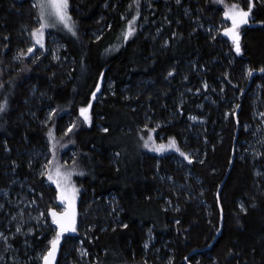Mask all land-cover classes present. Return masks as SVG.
<instances>
[{
	"label": "trees",
	"instance_id": "obj_1",
	"mask_svg": "<svg viewBox=\"0 0 264 264\" xmlns=\"http://www.w3.org/2000/svg\"><path fill=\"white\" fill-rule=\"evenodd\" d=\"M234 3L249 6L247 0H191L187 6L202 25L218 28L226 6ZM252 3L254 20L243 27V54L236 57L227 55L232 46L226 49L224 39L199 31L201 24L192 23L182 12L174 17L162 11L163 31L158 36L151 30L148 35L141 29L139 0L136 31L125 40L123 33L137 11L135 0H69L77 36L63 38L65 60L56 63L49 57L34 61L30 54L14 59L30 45L22 30L27 24L37 27L36 14L30 0H0V103L7 101L0 113V189L8 188L16 176L44 199L58 195V189L47 186L33 170L37 164L32 155L48 150L53 159L54 145L55 160L75 153L71 171L82 189V201L114 195L119 202V222L104 216L97 221L78 205L79 231L84 224L93 227L86 231L91 240L83 242L93 264H145L150 231L163 240L167 247L163 253L172 257V264H264V178L257 177L254 166L264 169V155L252 163L240 151L248 140L243 126L250 123L252 94L258 85L264 99V75L253 77L249 91L243 93L248 69L264 68V3ZM160 5L154 4L152 11L158 14ZM169 7L176 8L173 2ZM173 68L175 73L168 77ZM202 80L217 108L185 91L202 90ZM107 82L115 84L112 94L105 91ZM137 82L144 83L139 95L130 92L133 97L127 100L123 90ZM97 84L102 94L99 91L92 99ZM215 92H223L230 107L240 106L237 118ZM89 102L91 125L79 111ZM52 109L56 112L49 119ZM201 110L210 113L209 131H198L195 138L184 120L201 115ZM151 117L164 123L156 138L174 137L180 145L186 138L190 149L199 150L200 157L186 166L191 175L169 158L146 155L140 131ZM50 129L54 140L47 135ZM168 178L202 188L209 211L184 190L166 185ZM168 200L175 209H169ZM74 239L63 244L62 257L65 252L74 255Z\"/></svg>",
	"mask_w": 264,
	"mask_h": 264
},
{
	"label": "rangeland",
	"instance_id": "obj_2",
	"mask_svg": "<svg viewBox=\"0 0 264 264\" xmlns=\"http://www.w3.org/2000/svg\"><path fill=\"white\" fill-rule=\"evenodd\" d=\"M143 1V17H142V31L146 32L148 35H150V31L153 30L154 32L158 33V36L163 31L160 30L159 27L160 23V17L163 15L162 11L165 12L167 15L171 16H179L181 12L184 16L188 17V20L191 21L194 24H201L199 22V17L197 13L191 11L189 7L187 6L188 3H191V0H181L180 4L176 3V0H142ZM258 3L263 4L264 0H256ZM32 6L35 3V0H30ZM173 2L175 9L170 10L169 5ZM249 2V0H247ZM160 3L161 5L158 7V14L154 11H152V7L154 4ZM238 5L240 8H243L244 10L248 9V5L246 7H242L238 3H234ZM233 5V4H232ZM34 8V7H33ZM179 8V9H178ZM36 18L34 20L36 28L39 27L40 20H39V14L38 10L34 8ZM187 11V14H185ZM68 12L70 14L69 8ZM147 13H150L151 17H146ZM161 13V14H160ZM71 15V14H70ZM196 16V17H195ZM72 18V17H71ZM126 18V17H125ZM169 18V17H167ZM224 22L219 25L218 28L213 27L212 25H200L201 32H207L208 34L214 35V37L218 39H224L226 49L229 45H231V50L228 49L227 55L232 56L231 53L239 57L243 54V48H242V30L243 26H239L237 29L239 33V42L241 46V52L236 53L235 46L232 42L231 37L224 34L222 31L223 27L227 28L231 26V21L229 18H226L223 15ZM252 19L254 20V17L252 16ZM73 20V19H72ZM147 21V22H145ZM225 22L227 26H225ZM253 22V21H252ZM197 27V25H196ZM198 28V27H197ZM211 29V31H209ZM31 26L27 24L23 27V34L24 37L29 40L30 45L29 47L35 43V40L30 36L31 32ZM159 30V31H158ZM77 32V27H76ZM44 47L41 48L39 45L36 46V48L33 50V53H29L31 58L34 61H44L47 57H49V60L51 62H60L65 59H63L61 53L66 46L62 42L63 38L67 37H76L77 35L73 36L70 31H68L67 28H65L62 24L57 23L55 27H49L44 30ZM97 36V35H96ZM52 58H51V57ZM59 57V59H57ZM196 64V63H195ZM197 67V65H195ZM196 70V69H195ZM196 72V71H195ZM203 83V80L201 84ZM144 83L137 82V84L133 83L130 84L127 87V91L125 89L123 92L127 93V100L132 99V94L130 92L136 93V95H139L141 89V86H143ZM115 86L114 83H106L105 91H108L112 94L113 87ZM136 86V87H135ZM140 86V87H139ZM202 90L197 93L196 91H188L191 88H187L185 91L188 92V94H194L198 95L201 98L204 99V103L214 106L217 108L216 103L213 102V94L209 93L208 89H203L201 85ZM260 89L261 87L258 85L255 91L252 94V102H253V109L251 113V119L250 123H246L243 126L245 134L248 135V140L243 141L241 145L240 151L243 152L241 156L245 159L251 160L252 163H257L261 160L262 156L256 155L257 153L264 152V99L260 95ZM224 92V90H222ZM190 92V93H189ZM194 92V93H193ZM223 92H215L217 96L221 98V104H227L229 107V110L233 111L235 115L237 114L238 108L235 105H232V107L229 106L228 99L225 98L223 95ZM102 94V91H100L99 95ZM228 109V108H227ZM218 110V109H217ZM230 112H226L225 121L229 119ZM201 115H198L197 117H201L202 119L192 120L188 116L186 120H184V123H189V126H185L187 129H189V134L195 138H199L198 134H196L198 131H205L208 132V121H209V115L210 113L205 112L204 110H201ZM240 114V111L238 115ZM182 115V113H180ZM234 115V116H235ZM182 117V116H181ZM144 119H148L147 115H145ZM87 122V121H86ZM87 124L91 125V123L87 122ZM147 128L144 127L142 131H140L141 138L143 137V144L144 139H147V136L149 134L150 129H155L154 132H151L150 134L153 136L154 141L156 144H165L167 145L169 143V139L165 138V135H160L157 138L155 137V132L159 131L162 127H164V123L162 121H157L155 118L151 117L149 118L148 122L146 123ZM176 140V139H175ZM177 147L180 148L182 152L187 153L192 159L191 162H189L188 159H186L184 156L180 155V152H177L175 148H165L162 152L154 151L150 148H145L146 155L148 154H154L158 157V159L163 158H169L170 161L174 162L179 168H185L188 169L187 164L192 163L193 161L197 160L199 155V150H193L189 147V142L184 139L182 142V145L176 140ZM34 158L33 164H37V167H34L33 170H35V174L37 177L42 178L44 183L47 186H55V184L52 181H49L47 179V176H41L40 172L42 170V166L47 164L48 161L52 160V158L49 156L48 150H45L44 152H38L34 155H32ZM75 160V153L71 152L67 156H62V158L57 159L61 165L64 166L65 169L71 170L73 167V162ZM255 166V172L258 178H264V169L259 164H254ZM74 172V171H73ZM189 175V169L187 171ZM257 173H260L258 175ZM75 174V173H74ZM74 174L72 173L71 180L69 182V189H71L72 186H74L76 189H78V192L75 197V209H76V232H68L65 233L64 236L61 238L60 246L57 249L56 253V259L54 261V264L59 263V259L61 256V250L62 246L70 237L75 238L74 243L75 246L72 249V253L74 252V255L69 254L65 252L63 254V257L60 261L61 264H93L92 259L93 255H91L90 251L86 249V247L83 245V242L85 239H87L89 236L87 232L93 228L92 226H88L87 224L83 225V228L81 231H79L81 222L79 221V215L80 212L78 211V205L81 203V208H84V213L94 215V218L97 219V221L103 219L102 216H104V219L110 222H119V219H117L119 215V202L118 199L114 195H110L104 199H93V200H81V193L82 189L77 186V183L74 181ZM165 184L169 185V187L172 188H178L182 189L187 193V196L191 200H195L198 202L199 206H204L207 211H209V206L205 204V201L203 200L204 192L202 191V188H195L192 187L190 184H181L176 182L172 178L164 179ZM56 187V186H55ZM173 189V188H172ZM0 204H3L4 207L0 209V231H3L5 235L9 237L7 243L3 240H0V256L4 257V260L0 261V264H43V261L41 259L43 253L47 250L48 247H50L49 241L55 236L56 233V225L52 223L51 215L48 211L50 208H56L58 212H62L64 208L67 206L66 203H62L58 199V195L55 194L51 198L44 199V196L42 194H37V190L34 188L33 185L27 183V181L23 179H19L16 176H12L11 183L9 184L8 188H2L0 189ZM59 192V190H58ZM6 193V194H5ZM32 201H35L34 203ZM169 209H175V205L171 201H167ZM43 212L45 215L43 217H40V213ZM82 214V212H81ZM15 217V219H13ZM17 224L21 225L22 232L21 233H15V228ZM32 228L33 232L29 233L27 229ZM87 231V232H86ZM15 233L13 236L12 234ZM78 237V238H77ZM145 244H147V247L144 245L145 249V258L144 263L147 262V264H169V262H173L172 257L165 256L164 250L167 251V247L163 245V240L158 241L156 237L153 235V233L150 231L146 236ZM37 239V240H36ZM90 239V238H88ZM42 240V241H41ZM91 240V239H90ZM17 242L18 245H16L14 242ZM25 241L28 243L25 244ZM36 241V242H35ZM11 244L10 248H7V245ZM7 248V251L5 249ZM86 250V254L82 255V251ZM15 258V259H13Z\"/></svg>",
	"mask_w": 264,
	"mask_h": 264
},
{
	"label": "snow or ice",
	"instance_id": "obj_3",
	"mask_svg": "<svg viewBox=\"0 0 264 264\" xmlns=\"http://www.w3.org/2000/svg\"><path fill=\"white\" fill-rule=\"evenodd\" d=\"M222 2V0H220ZM137 11L136 14L132 16L131 20L128 21L127 29L123 33V37L125 40L128 39V37L132 36L136 29L134 27V23L137 20V17H139V0H135ZM177 4L181 3V0H176ZM33 7L38 10L39 14V20L40 24L38 28H33L31 32L29 33L30 36L35 40V43L32 44L30 47L27 48V50H20L18 54L14 57V59H20L22 56H27L29 53H33V50L36 48L37 45H39L41 48L44 47V30L49 27H55L57 23L62 24L65 28L68 29L72 33L73 36L77 35L76 32V25L75 22L72 20L71 15L68 12L69 8V0H35V3L33 4ZM131 7V5H129ZM254 7V4L252 3V0H249V7L247 10H244L243 8H240L238 5L233 4L231 6H226V10L224 11L223 15L226 18H229L231 20V26L227 28H223L222 31L225 35L231 37L232 42L235 46L236 53L241 52V46L239 42V33L237 29L241 24H246L248 22V17L250 13L252 12V8ZM187 14V11L186 13ZM159 31V30H158ZM211 31V29H209ZM173 36L177 35V33H173ZM215 39V37H212ZM5 39H8V37H5ZM99 39V37H97ZM167 44V41L165 42ZM7 47V45H5ZM59 59V57H57ZM176 69H171L167 76L171 77L175 73ZM254 69L249 68L247 74L249 76L252 75ZM259 71L264 72V68L259 69ZM101 78H103V73H101ZM185 79L187 77L185 76ZM0 87H3L2 84H0ZM203 89H208L209 85L205 81L202 83ZM100 91V85L97 84L96 91L92 93V99L96 98V93ZM188 91H192V89H189ZM197 93L201 91L200 88L195 89ZM91 102L88 103L87 106L80 108V115L83 117V119L89 123H91L90 113L89 109L91 108ZM237 108H239V105H236ZM7 108V101L4 103H0V113L5 112ZM182 111V109H181ZM56 112V109H52L49 113V119L51 116ZM233 115L235 113L233 112ZM264 115V114H262ZM192 120L202 119L201 117L197 116H191ZM44 123H47V121H44ZM239 123V121H237ZM75 127V125H70L69 128L66 130L65 135H67L68 132L72 131V128ZM145 128H147V125H145ZM105 132H108V129H104ZM155 129H150L149 134L147 136V139H144L143 146L145 148H150L157 152H162L165 150V148H175L177 152H180L181 156H184L186 159L191 162V157L180 150L179 147H177V142L174 137L169 138V143L167 145L165 144H156L154 141L153 136L150 134L151 132H154ZM48 137L50 139H55L53 131L50 129L48 132ZM143 139V137H142ZM256 155L262 156L264 154L257 153ZM13 164L15 165V161H13ZM31 166V162L29 164ZM13 171H15V168H13ZM83 173H81L82 175ZM260 175V173H257ZM41 176H47V179L49 181H52L56 189L59 190L58 192V199L62 203H66V207L62 212H58L56 208H50L48 209L51 220L54 225H56V233L55 236L49 241L50 247L47 248V250L43 253L41 259L43 261V264H54V261L56 259V253L57 249L60 246L61 238L64 236L65 233L68 232H76V209H75V197L78 192V189H76L74 186L69 189V182L71 180L72 171L69 169H65L63 165H61L58 161L55 160V147L53 145V159L48 161L47 164L42 166V170L40 172ZM2 191V190H0ZM6 194V193H5ZM33 203L35 201H32ZM4 207L3 204H0V209ZM243 208V205H241ZM247 211V209H244ZM45 214L43 212L40 213V217H43ZM15 219V217H13ZM179 223V221H177ZM123 227H127V225H122ZM21 225L17 224L15 228V233H21L22 232ZM29 233L33 232L32 228L27 229ZM15 233L12 235L14 236ZM9 237L5 235L3 231H0V240H3L7 243ZM28 242L25 241V244ZM11 244L7 245V248H10ZM145 247H147V244H145ZM7 248L5 251H7ZM86 254V250L82 251V255ZM15 259V258H13ZM187 259V257L185 258ZM4 260L3 256H0V261ZM147 264V262H145ZM171 264V262H169Z\"/></svg>",
	"mask_w": 264,
	"mask_h": 264
},
{
	"label": "water",
	"instance_id": "obj_4",
	"mask_svg": "<svg viewBox=\"0 0 264 264\" xmlns=\"http://www.w3.org/2000/svg\"><path fill=\"white\" fill-rule=\"evenodd\" d=\"M250 16H251V13H250V15H249V17H248V22H247L246 24H241L240 26H246V25H248L249 22H250ZM230 21H231V20H230ZM263 75H264V72L254 71V72L252 73V75L250 76V83H249L248 87L246 88V90H245L243 93L246 94V93L248 92L253 77H255V76H263ZM239 111H240V108H238V110H237V114L235 115L236 118L238 117V113H239ZM233 164H234V157H233V159H232L231 166H232ZM230 169H231V167H230ZM222 186H223V185H222ZM222 186H221V188H222ZM221 188H220V191H221ZM219 234H220V233H219ZM216 240H217V238L214 240L213 244L216 242ZM208 249H209V248H208Z\"/></svg>",
	"mask_w": 264,
	"mask_h": 264
},
{
	"label": "bare ground",
	"instance_id": "obj_5",
	"mask_svg": "<svg viewBox=\"0 0 264 264\" xmlns=\"http://www.w3.org/2000/svg\"><path fill=\"white\" fill-rule=\"evenodd\" d=\"M253 10H254V9L252 8V12H251V16H250V22H249V24L246 25V26H243V27H247V26L250 25V23H252V21H253V19H252V16H253ZM259 72H261V71H259ZM249 83H250V76H249L248 85H249ZM251 83H252V81H251ZM250 86H251V85H250ZM247 87H248V86H247ZM247 87H246V88H247ZM249 89H250V88H249ZM245 90H246V89H245ZM245 90H244V91H245ZM248 91H249V90H248ZM239 108H240V107H239ZM235 117H236V116H235ZM233 157H235L234 154H233ZM103 263H104V262H103Z\"/></svg>",
	"mask_w": 264,
	"mask_h": 264
}]
</instances>
